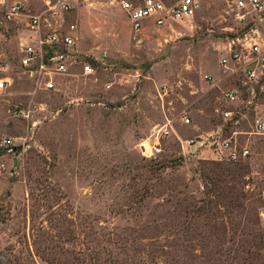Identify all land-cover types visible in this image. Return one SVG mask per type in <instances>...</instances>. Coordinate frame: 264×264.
Wrapping results in <instances>:
<instances>
[{"label":"rangeland","instance_id":"374dc122","mask_svg":"<svg viewBox=\"0 0 264 264\" xmlns=\"http://www.w3.org/2000/svg\"><path fill=\"white\" fill-rule=\"evenodd\" d=\"M20 18L0 33V264H264V135L252 132L264 73L220 62L232 37L264 36V20L207 0L190 21L134 30L119 0H83L48 20L78 36L94 72L74 64L45 88L20 64L35 34ZM159 125L162 149L145 156ZM211 134L248 155L185 141Z\"/></svg>","mask_w":264,"mask_h":264},{"label":"built area","instance_id":"2783aa9c","mask_svg":"<svg viewBox=\"0 0 264 264\" xmlns=\"http://www.w3.org/2000/svg\"><path fill=\"white\" fill-rule=\"evenodd\" d=\"M43 9L40 12H25L24 5L20 0H0V33L8 23L21 19L25 15L24 23L28 29L33 30L29 40L21 46L19 57L20 64L26 68L29 75L38 77V83L45 88L54 87L55 73H69L74 64L84 73L94 72L93 55L83 54L76 46V34L62 29V23L52 26L48 20L50 17H63V13L80 6L83 0H41ZM122 8L126 11L127 19L131 22L134 30H138L147 24L165 25L173 21H190L198 10L203 8L207 0H119ZM229 4V12L239 21L252 19L264 20V0H226ZM252 25V23H251ZM48 26V28H46ZM69 30H75L76 24L71 22ZM226 52L220 56V62L238 64L242 67L245 76L249 80H257L264 73V36L260 35L257 28H250L240 35L229 39L226 43ZM101 55L106 50L100 51ZM5 67L0 66V90L8 85V77L3 72ZM228 99L235 98V89L225 91ZM224 118H232L233 111L229 108L221 110ZM182 119L189 121V116L184 114ZM254 134L264 135V117L256 116L252 123ZM164 125L151 134L149 139L139 142V149L145 156H155L161 151V138L164 133ZM211 137V138H209ZM10 140L3 138L6 144ZM188 145L200 147L203 144L215 150L217 153L229 159L245 157L249 153L246 146L236 148L230 138H220L211 134L203 138H187Z\"/></svg>","mask_w":264,"mask_h":264}]
</instances>
